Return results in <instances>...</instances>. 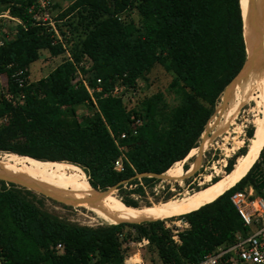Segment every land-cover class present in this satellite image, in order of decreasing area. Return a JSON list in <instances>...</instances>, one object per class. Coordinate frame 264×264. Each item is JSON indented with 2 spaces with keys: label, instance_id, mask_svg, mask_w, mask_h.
Instances as JSON below:
<instances>
[{
  "label": "trees",
  "instance_id": "trees-1",
  "mask_svg": "<svg viewBox=\"0 0 264 264\" xmlns=\"http://www.w3.org/2000/svg\"><path fill=\"white\" fill-rule=\"evenodd\" d=\"M34 2L0 0V16L8 12L12 18L0 17V76L8 91L25 96L21 105L0 96V153L75 164L94 192L124 182L117 187L118 197L129 208H140L136 196H147V189L154 196L159 180L135 177L166 174L198 147L224 90L245 63L240 0H75L65 9L55 3L54 10L61 9L55 18L60 39L29 14ZM132 11L141 17L140 24L125 19ZM6 21L13 24L9 30ZM43 52L64 56L63 61L46 77L18 89L11 74L29 71ZM86 59L91 68L81 69L94 90L97 108L83 81L77 80L76 65ZM157 66L172 76L171 103L158 92L128 108L110 95L119 81L131 87L148 81ZM83 106L92 114L80 120L78 110ZM134 118L143 122L137 134ZM226 125L222 134H228ZM254 130L247 131L250 145ZM114 138L127 158L120 171L114 169L121 155ZM234 163L229 160V171ZM263 163L264 148L233 188L179 217L190 226L181 234L179 248L165 228L166 220L82 226L48 211L45 197L0 181V257L5 264H123L124 242L135 229V238H148V248L162 264L199 262L217 246L230 245L246 234L231 196L253 187L264 197L254 178L257 171L263 176Z\"/></svg>",
  "mask_w": 264,
  "mask_h": 264
},
{
  "label": "bare ground",
  "instance_id": "bare-ground-1",
  "mask_svg": "<svg viewBox=\"0 0 264 264\" xmlns=\"http://www.w3.org/2000/svg\"><path fill=\"white\" fill-rule=\"evenodd\" d=\"M254 3L260 12L263 24L262 46L264 56V0H254ZM246 6L247 3L244 0L245 37L249 46L251 42L250 32L248 31L250 19L247 15ZM229 96H231V99L227 105L219 110L208 124L207 136L203 142L204 151L211 146L226 123L239 111L255 106L256 117L255 133L248 154L224 180L222 179L206 190L188 194L183 199L180 198L181 200L164 202L144 209L129 208L124 203H115L103 197V195L96 204H84L80 207L92 212L107 223L119 225L121 223L138 224L144 220L180 216L216 200L225 190L249 172L264 145V62L261 72L252 66L242 80L227 88L224 100ZM0 177L35 186L40 191L69 203H75L77 200L97 194V191L94 192L89 189L86 174L83 170L75 164L65 162H44L28 156L4 154L0 156ZM30 180L35 181L45 190L32 184Z\"/></svg>",
  "mask_w": 264,
  "mask_h": 264
},
{
  "label": "rangeland",
  "instance_id": "rangeland-1",
  "mask_svg": "<svg viewBox=\"0 0 264 264\" xmlns=\"http://www.w3.org/2000/svg\"><path fill=\"white\" fill-rule=\"evenodd\" d=\"M73 1L75 0H54V4L57 3L61 6V9H65ZM61 9L54 10L53 8L54 15H58ZM125 19L132 20L136 24H140L141 21V17L137 13V11L130 12L129 16L125 17ZM5 23L7 25V30L11 29V27L13 26V24L9 21H6ZM63 58L64 56L52 57L48 52H43L40 60L32 64L30 67V82H36L46 77L59 64H61ZM85 65L91 67V62L89 63V61H87ZM147 79L148 81H138V85L140 88V96L138 100L134 102L126 101L125 104L128 108H133L137 106L145 96H150L158 92H163L170 103L173 101V97L168 93V87L171 83L172 76L168 74L162 67H155L149 74ZM238 81L239 80H236L233 84L237 83ZM221 102L222 97L219 105L221 104ZM91 114L92 110L86 106H83L78 110V116L80 120L83 117L89 116ZM237 114L238 113H236L230 119V121L226 123V126H228V128H226L228 134H222L224 129L223 128L220 135L217 136L211 146L205 151L202 164L201 155L199 154V148L202 143L201 140L198 147L196 148L197 150L194 149L184 161L180 162L179 166H177L170 172L164 174V177L166 179L157 178L159 181L154 184V196L150 195L148 189L147 196H136L140 204V208L136 209H144L164 202L181 200L188 194H192L196 191H199L200 189L206 190L210 188L213 184L220 182L222 179L224 180V175L226 173H232L238 161L241 158L244 159V157L248 154L250 148V138H248L247 131L251 127H253V130L255 128L256 108L255 106H252L251 108L242 111L241 114ZM253 132L255 133V130ZM246 142H248L249 144L247 152L245 155L240 156V150L246 146ZM4 154L7 153H0V156ZM259 157L260 155L257 157L254 164L259 160ZM231 159H233L235 163L233 169L229 171V160ZM186 167H188L187 171L184 170ZM262 170H264V163L262 164ZM187 176L190 177L185 178ZM214 178H216L218 181L214 182ZM30 181L32 184L44 189L35 181ZM167 187H169V189H166ZM38 196L45 197L40 194H38ZM103 197H106L118 204L121 202L123 203V201L118 197V190H110L103 194ZM45 198V208L48 211L57 214L58 216L64 219L70 220L71 222L89 227H97L101 225L103 226L110 224L102 219H99L95 214L80 206L65 208L61 206L60 203L55 201L53 202V200L51 201L47 197ZM177 221L178 219H174L173 221L166 220V222L170 226H175L174 222ZM143 256L147 264H162L157 254L149 248L143 251Z\"/></svg>",
  "mask_w": 264,
  "mask_h": 264
},
{
  "label": "built area",
  "instance_id": "built-area-1",
  "mask_svg": "<svg viewBox=\"0 0 264 264\" xmlns=\"http://www.w3.org/2000/svg\"><path fill=\"white\" fill-rule=\"evenodd\" d=\"M54 0H35V2L29 8V14L33 16L34 20L38 25L49 27L50 31H53L57 37L60 39L54 15ZM0 17L12 19L9 17L8 12L4 13ZM15 20V19H13ZM18 22L17 20H15ZM3 43L0 41V46ZM69 60L72 58L69 52L66 53ZM90 60H84L77 64V80L83 81V84L89 91L92 102L96 106L95 99L93 97L94 90L89 88L87 82L84 79V74L81 68L89 70L91 67L86 66V62ZM27 69H18L11 74V80L15 83L18 89L24 88L30 83V76L28 75ZM100 83V80L98 81ZM98 88L97 91H100ZM110 95L113 98L121 99L125 103L126 101H136L140 96V88L138 82L135 87H131L129 84H124L122 81L117 82L110 91ZM0 96H3L7 102L16 104H23L25 101L24 95H19L16 97L14 92L7 90V85L4 78L0 76ZM135 129L134 134H137L138 129L142 127L143 122L141 119L134 118ZM126 134L121 136L124 139ZM115 144L117 145L121 155L114 162V169L117 171L122 170L123 162L127 161L125 155V148L120 145L119 139H115ZM264 177V170H263ZM231 202L237 209L238 214L243 220V225L247 229L246 234H239L235 241L230 245L217 246L215 250L203 259L196 263L180 262L172 264H264V197L257 194L253 187L246 188L244 191L236 192L231 196ZM177 222H174L175 226H170L165 221V228L171 232V240L176 248L182 246L181 234H183L187 229H189V224L186 220L181 218ZM173 221V220H172ZM131 237L127 238L124 242V248L127 249L125 254V259L123 264H147L143 251L150 246V241L148 238L136 239L135 229H130ZM126 233L121 235L124 239ZM57 249H62L61 245L57 246ZM0 264H5V261L0 257Z\"/></svg>",
  "mask_w": 264,
  "mask_h": 264
},
{
  "label": "water",
  "instance_id": "water-1",
  "mask_svg": "<svg viewBox=\"0 0 264 264\" xmlns=\"http://www.w3.org/2000/svg\"><path fill=\"white\" fill-rule=\"evenodd\" d=\"M241 1L242 0H240V5H241V13H242V19H243V33H244V40H245V45H246L247 57H246V60H245V63L243 65V67L241 68V70L239 71V73L237 74V76L231 81V83L224 90V93L222 95L223 96L222 97V102H221L220 105H218L215 114L219 110H221L224 106H226L227 103L229 102V100L231 99V96H229V97H227L224 100V94H225L227 88H229L234 81H236V80H242L246 76V74H247L248 70L250 69V67H252V66L256 70H258L259 72H261L262 71V68H263V62H264L263 46H262V40H263V36H262V33H263V24H262V19H261V16H260V12L258 11L257 6L254 3V0H246V3H247V6H246L247 7V15H248V17L250 19V25L248 26V28H249L248 31L250 32V36H251V42H250V45L248 46L247 45V42H246V37H245V22H244V15H243V9H242V2ZM207 132H208V125H207V127H206V129H205V131H204V133L202 135V143H201V146L199 148L200 149L199 150L200 151V155H201V164H202V161H203V158H204V153H205V151L203 150V147H204L203 146V142H204L205 137L207 136ZM263 148H264V145L262 146V148H261L258 156L260 155V153L263 150ZM201 164H200V166H201ZM251 168H250V170H251ZM193 175H191V176H193ZM142 177L165 178L164 177V174L157 175V174H150V173L140 174V175H137L135 178H142ZM189 177L190 176H187L185 178H189ZM254 178H255L256 184L259 186V189L264 194V177L262 176L261 172H258L257 171L254 174ZM241 180H239L238 182H240ZM0 181L6 182L8 184H13V185H16V186L25 188L27 190L33 191L35 193H38V194H40L42 196H45V197L53 200L55 202H58L60 204H63V205L69 206V207H77V206L84 205V204H96L97 202H99V199L101 198V196L103 194H105L106 192H108L110 190L111 191H116L117 190V187L120 184H123L124 183V182H121L117 186L111 187V188H109L106 191H98V190H96L97 191V194H94V195H92L90 197H87V198H84V199H81V200H77V202H75V203H69V202H65V201L59 200L57 198H54V197H52V196H50V195H48V194L40 191L35 186H30V185H27L25 183H22V182H19V181H16V180L6 179V178H2V177H0ZM237 183H235L233 186L229 187L223 193H225L229 189L233 188ZM209 203H211V202H208L206 204H209ZM206 204H204V205H206ZM204 205H202V206H204ZM201 207H199V208H201ZM199 208H197L195 210H192L190 212L196 211ZM190 212H188V213H190ZM185 214H187V213H185ZM182 215H184V214H182ZM182 215H180V216H182ZM180 216H173V217H169V218H165V219H150V220H144V221H142L140 223H144V222H154V221H158V220H170V219H174V218H179Z\"/></svg>",
  "mask_w": 264,
  "mask_h": 264
},
{
  "label": "crops",
  "instance_id": "crops-1",
  "mask_svg": "<svg viewBox=\"0 0 264 264\" xmlns=\"http://www.w3.org/2000/svg\"><path fill=\"white\" fill-rule=\"evenodd\" d=\"M30 76V75H29Z\"/></svg>",
  "mask_w": 264,
  "mask_h": 264
}]
</instances>
